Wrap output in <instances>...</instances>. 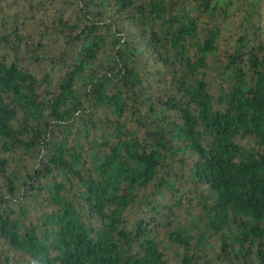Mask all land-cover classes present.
Wrapping results in <instances>:
<instances>
[{
	"label": "trees",
	"instance_id": "16d2710c",
	"mask_svg": "<svg viewBox=\"0 0 264 264\" xmlns=\"http://www.w3.org/2000/svg\"><path fill=\"white\" fill-rule=\"evenodd\" d=\"M169 252L264 264V0L0 1V264Z\"/></svg>",
	"mask_w": 264,
	"mask_h": 264
},
{
	"label": "rangeland",
	"instance_id": "374dc122",
	"mask_svg": "<svg viewBox=\"0 0 264 264\" xmlns=\"http://www.w3.org/2000/svg\"><path fill=\"white\" fill-rule=\"evenodd\" d=\"M0 1H2V0H0ZM169 255H168V258L171 260V263L170 264H173V262H174V260H173V256H174V254L172 253V252H169L168 253ZM213 257V256H212Z\"/></svg>",
	"mask_w": 264,
	"mask_h": 264
}]
</instances>
